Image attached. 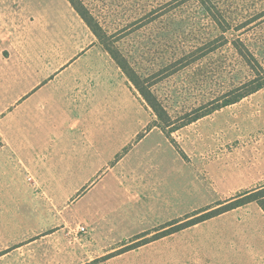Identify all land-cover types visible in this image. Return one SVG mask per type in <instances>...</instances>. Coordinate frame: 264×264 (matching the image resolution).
<instances>
[{
  "label": "rangeland",
  "instance_id": "374dc122",
  "mask_svg": "<svg viewBox=\"0 0 264 264\" xmlns=\"http://www.w3.org/2000/svg\"><path fill=\"white\" fill-rule=\"evenodd\" d=\"M12 1V12H22L33 30L34 61L40 56L41 44L73 41L78 37L76 21L63 7L67 0ZM82 1L107 33L110 46L126 57L145 79L178 125L182 117L200 108L204 111L216 99L221 100L256 77V70L236 49L235 39L239 38L254 55L260 65L257 69L264 77V0ZM203 1L224 25L230 24L227 32L223 33L222 26L211 18ZM20 24L13 22L11 29L19 28ZM95 41L99 42L96 38ZM204 47L213 50L207 53ZM61 53L57 50L55 58L51 56L53 65L45 67L47 74L67 60ZM40 69L41 66L34 65L33 71ZM0 101L6 103L4 99ZM144 117L148 121L145 128L157 119L150 109L145 110ZM113 118L115 123L119 120L117 114ZM139 121L141 114L133 110L129 124L121 129L116 127L107 144L99 146L101 152H107L103 159L97 156L90 172L95 179H75V182L95 180L91 195L98 194L102 202L114 198L115 204L118 198L114 194H124L121 177L131 185L145 186L142 194L129 193V206L112 210L101 229L110 237L122 238L141 230H145L144 234L156 230L145 237L144 243L155 237H167L160 240L157 248L183 251L177 262L183 260L186 264H232L238 258L243 260L247 253L239 250L238 243L234 244L230 238L234 225L238 226L243 217L237 212H223L197 223V227L188 226L165 236L160 233L212 213L239 194L264 188V88L174 131L170 140L156 128L144 139L136 136L127 144L118 145L121 139H128L127 132L130 134L139 127ZM7 125L0 127V138L9 137ZM145 128L143 132L148 131ZM27 181L32 180L26 176L23 184ZM78 196L65 194L62 208L50 201L44 207L48 215L38 220L39 226L33 233L83 240L91 237L94 230L88 223V209H80L81 202L76 207L72 203ZM137 200L143 201L145 209L131 206ZM95 211L104 216L108 210L96 207ZM248 212L252 215V226L264 228V211L257 202ZM168 218V224L177 223L162 228L164 225L158 223ZM15 225L16 221H6L9 232L18 228ZM82 226L86 231L80 230Z\"/></svg>",
  "mask_w": 264,
  "mask_h": 264
},
{
  "label": "crops",
  "instance_id": "0c3cea01",
  "mask_svg": "<svg viewBox=\"0 0 264 264\" xmlns=\"http://www.w3.org/2000/svg\"><path fill=\"white\" fill-rule=\"evenodd\" d=\"M12 2L0 0V99L6 101H0V127L8 123L9 131V137L0 138V264H186L183 260L177 262L183 251L157 248L160 240L167 237L144 243L145 237L156 230L146 234L141 230L122 238L110 237L101 229L111 211L129 206L128 194H142L144 185L139 188L121 177L124 194H114L118 198L115 204L114 198H104L102 202L98 194L91 195L95 180L75 182L93 177L90 172L97 156L103 159L107 152H101L99 146L107 144L116 127L129 124L133 110L141 114L139 127L127 132L128 139H121L118 145L123 146L136 136L144 139L156 128L163 131L154 125L145 128V110L151 108L108 51L95 41L97 37L69 0L64 1L63 7L76 21L78 37L41 44L35 61L33 30L22 12H12ZM13 22L21 23L19 28L11 29ZM41 41L44 42L43 37ZM57 50L68 58L55 72L47 74L45 67L53 65L51 56L55 58ZM34 65L41 66L40 71L34 73ZM113 114L119 116L116 123ZM26 176L32 181L23 184ZM73 193L79 195L72 200L74 207L81 202L78 207L88 209V223L94 234L83 240L33 233L38 220L48 215L44 207L52 201L62 208L66 203L64 195ZM255 202L224 213L243 216L238 226L234 225L230 238L247 255L232 264H264V228L252 226L248 212ZM133 205L145 209L143 201H133ZM96 207L108 211L100 216ZM8 220L16 221L18 228L13 232L6 226ZM168 221L170 218L158 224L166 226Z\"/></svg>",
  "mask_w": 264,
  "mask_h": 264
},
{
  "label": "trees",
  "instance_id": "16d2710c",
  "mask_svg": "<svg viewBox=\"0 0 264 264\" xmlns=\"http://www.w3.org/2000/svg\"><path fill=\"white\" fill-rule=\"evenodd\" d=\"M73 8L76 10V12L80 15V17L84 20V22L88 25V27L91 29V31L95 34L99 42L103 45V47L108 51L110 56L114 59V61L117 63V65L122 69L130 83L134 86V88L139 92L143 100L146 102V104L151 108L157 119L153 121V124L151 126H158L160 127L168 136V138L172 139V133L174 131L179 130L180 128H183L185 126H188L199 119L217 111L221 108H224L228 105H232L234 103L239 102L241 99L247 97L248 95H251L260 89L264 88V77H261V70L257 69L260 66L257 63L256 58L252 53L249 51V49L245 46L243 47L242 41L237 38L233 41L236 49H238V52L244 58V60L247 62V64L256 70V77L248 81V83H244L241 87H238L236 89H233V91H230L229 94L224 95L222 99H216L207 109L204 111L203 108L198 109L195 113H189L186 117H182L181 123L178 125L177 121L174 120L170 113L167 111V109L164 107L158 96L152 91L151 87L144 82V78H142L136 70L130 66L128 63V60L126 57L122 56L121 53L114 49L110 44L108 43V35L105 32V30L102 28L99 21L94 17V15L91 13V11L86 7V5L83 3L82 0H69ZM204 8L208 12V14L211 16V18L218 22L219 26L222 28L221 30L223 33L227 32L231 27L229 23H226L224 25V21H221L218 17V15L215 13V11L207 5L204 1ZM206 4V5H205ZM226 22V21H225ZM222 38H225V35H221ZM226 42V41H225ZM223 44V43H221ZM207 48L208 51L213 50L210 49V47ZM205 47L203 49H206ZM206 52V51H205ZM261 68V67H260ZM207 107V106H206ZM186 118V119H185ZM148 127V128H151ZM141 136V135H140ZM174 143V142H173ZM258 202V204L261 206V208L264 210V188L254 191L251 193L245 192L243 194H239L236 199L230 203H227L220 207L219 209H216L214 211H211L212 213H207L205 215H201L199 217L192 218L185 223H182L181 225L176 226L173 231H163L161 232L160 236H165L166 234L172 233L174 231H178L181 229H184L188 226L195 225L201 221L206 220L207 218H210L214 215L221 214L223 212H227L229 210L238 208L240 206H244L250 202ZM197 214V213H196ZM191 217V216H188ZM177 222H173L168 225H173ZM166 227V226H164ZM162 227V228H164ZM170 230V229H168ZM169 232V233H168Z\"/></svg>",
  "mask_w": 264,
  "mask_h": 264
},
{
  "label": "built area",
  "instance_id": "2783aa9c",
  "mask_svg": "<svg viewBox=\"0 0 264 264\" xmlns=\"http://www.w3.org/2000/svg\"><path fill=\"white\" fill-rule=\"evenodd\" d=\"M80 230H81V231H86L85 226L80 227Z\"/></svg>",
  "mask_w": 264,
  "mask_h": 264
}]
</instances>
